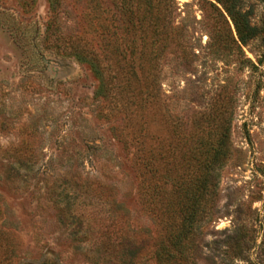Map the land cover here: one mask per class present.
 I'll use <instances>...</instances> for the list:
<instances>
[{
  "label": "rangeland",
  "instance_id": "374dc122",
  "mask_svg": "<svg viewBox=\"0 0 264 264\" xmlns=\"http://www.w3.org/2000/svg\"><path fill=\"white\" fill-rule=\"evenodd\" d=\"M0 264H264V0H0Z\"/></svg>",
  "mask_w": 264,
  "mask_h": 264
}]
</instances>
